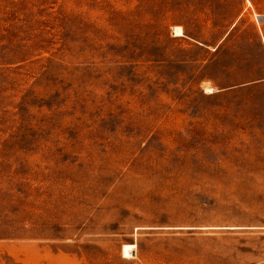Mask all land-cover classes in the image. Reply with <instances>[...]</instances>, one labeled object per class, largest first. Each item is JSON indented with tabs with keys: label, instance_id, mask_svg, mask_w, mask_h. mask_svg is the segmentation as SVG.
Returning <instances> with one entry per match:
<instances>
[{
	"label": "rangeland",
	"instance_id": "obj_1",
	"mask_svg": "<svg viewBox=\"0 0 264 264\" xmlns=\"http://www.w3.org/2000/svg\"><path fill=\"white\" fill-rule=\"evenodd\" d=\"M262 16L0 0V264H264Z\"/></svg>",
	"mask_w": 264,
	"mask_h": 264
},
{
	"label": "bare ground",
	"instance_id": "obj_2",
	"mask_svg": "<svg viewBox=\"0 0 264 264\" xmlns=\"http://www.w3.org/2000/svg\"><path fill=\"white\" fill-rule=\"evenodd\" d=\"M174 34L175 35H183L182 27L181 26H174ZM209 91L210 89H206V91Z\"/></svg>",
	"mask_w": 264,
	"mask_h": 264
},
{
	"label": "water",
	"instance_id": "obj_3",
	"mask_svg": "<svg viewBox=\"0 0 264 264\" xmlns=\"http://www.w3.org/2000/svg\"><path fill=\"white\" fill-rule=\"evenodd\" d=\"M260 19H264V16L260 17Z\"/></svg>",
	"mask_w": 264,
	"mask_h": 264
}]
</instances>
